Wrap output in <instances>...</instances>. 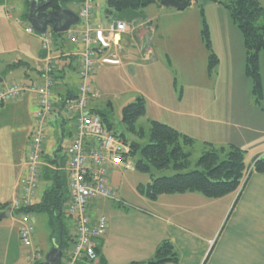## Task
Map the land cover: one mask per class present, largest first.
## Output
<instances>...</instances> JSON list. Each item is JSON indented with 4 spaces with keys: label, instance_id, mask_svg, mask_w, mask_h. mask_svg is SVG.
Masks as SVG:
<instances>
[{
    "label": "crops",
    "instance_id": "1",
    "mask_svg": "<svg viewBox=\"0 0 264 264\" xmlns=\"http://www.w3.org/2000/svg\"><path fill=\"white\" fill-rule=\"evenodd\" d=\"M76 3H79V11L82 2ZM93 4V19L95 6H98L94 19L96 20L101 18L100 8L102 4L95 3V0H93ZM191 4L192 2L189 6ZM158 6L156 8H161ZM7 9L5 7V17L11 20L14 11L10 10L11 13L9 14ZM78 11L75 13L77 14ZM22 17L26 20L27 12ZM113 20L123 19L115 18ZM151 22L148 18L141 21L136 19L132 22H126L128 29L120 36V50L116 51L111 48L103 51L101 55L98 54L95 67L98 69L105 65L121 66L127 61L145 64L154 59L159 60L161 52L156 51L154 45L160 43V47H162V39L167 37L166 35L169 33L166 30L161 31L158 38H156L158 31L156 28L151 36L149 34V30L152 28ZM17 24L22 25V21L19 20ZM27 24L29 23L26 21ZM186 28L189 27L183 24L174 29L173 35L175 38H182ZM162 33L164 35H161ZM37 37L35 42L39 43V47L33 52L27 46H19L15 41L16 39H12L14 44L11 46H5L4 43L0 44V77L2 78L0 89L13 83L26 84L29 81L30 84L40 81V68L44 52L41 50L40 39ZM60 40L62 45L57 48L60 49L61 54L54 57L63 59V64L58 66L55 63L52 87L54 110L53 115H50L47 120L43 140V155L50 156L58 147H61L59 153L64 156L60 166L62 167L65 162V147L70 143L75 133L74 116H72V119H67L62 113L66 111V101L74 97L78 86L76 84L73 89H69L66 81L73 74L78 83L80 81V59L78 56L80 43H72L66 37ZM52 43L55 44L53 37ZM111 54H115V59H110ZM101 59L103 60L101 61ZM104 59L106 60L104 61ZM17 62L19 63L18 66L12 69L7 68V66ZM135 69V67L132 68L133 77H136ZM211 77H209V80H212ZM193 86L196 88L195 96L192 95L186 101V107L183 108L177 106V104L166 105L163 102L153 100L156 111L153 112L149 109L147 98H144L146 108L144 118L161 121L190 136L194 139V150L197 147L202 151L206 143L212 144L217 149L220 147L226 148L232 144L245 150V153L248 154V158L245 159V161L247 160L245 164L248 162L246 166L251 163L256 155L264 157V117H262L264 115V87L262 88L263 100L258 103V106H253L251 100H248L247 114L243 118L237 117L239 118L237 121L240 122L236 123L229 119L235 118L232 117L234 104H230L234 101L232 97H227V103L224 102L222 106L216 103L215 94H211V99L203 100L199 98L198 79ZM92 89L93 96L89 100L91 110H93L91 102L99 97L93 86ZM202 89L211 92L215 90V84L209 83ZM134 91L145 97V92L137 87L134 88ZM178 104H181V99H178ZM35 110L36 95L29 91H23L14 100L0 103V203H10L13 198L19 197L21 193L22 181L26 174L24 161L34 126ZM256 118L258 119L257 122ZM249 123L259 125V129L257 126H250ZM236 127H241V129L234 131L233 129H236ZM64 137H68L65 147L62 146ZM42 161L43 166L52 167L44 159ZM125 170L121 166H111L108 176L114 173L122 174ZM41 196L42 194L36 191L35 202H38ZM141 198H143L142 205L131 207L132 219L134 220L133 227L122 228L123 226L117 223L118 218L126 220L129 213H115L116 220L112 219V216L107 217L106 232L96 242L98 258L92 264L144 263L153 258L156 247L163 239H167L173 244L177 256L176 262H167L166 264H264V174L250 173L241 188L238 187L236 190L218 198H210L199 192L161 194L155 200L147 199L143 195H141ZM102 199L106 202L109 201V199ZM97 209L94 200L89 205L88 214L93 210H95V214H89V216L96 218L102 215L101 210ZM117 212H120V210H117ZM43 216L42 213H31V220L35 225V229L47 223L46 217ZM7 219H10V223L5 225L7 228L5 232L6 247L9 249L6 253L12 261L15 259V252L11 247L19 240L18 230L21 227V222L20 217L18 215L14 216L13 212ZM170 229L174 233L170 232ZM34 237L33 234L32 242L37 248ZM123 240L131 242V245H128L131 248L129 253H126ZM117 254L123 262H116L111 259L112 256ZM83 264L91 263L86 262Z\"/></svg>",
    "mask_w": 264,
    "mask_h": 264
},
{
    "label": "rangeland",
    "instance_id": "2",
    "mask_svg": "<svg viewBox=\"0 0 264 264\" xmlns=\"http://www.w3.org/2000/svg\"><path fill=\"white\" fill-rule=\"evenodd\" d=\"M258 1L261 6L264 7V0ZM28 2L29 0H0V44L4 43L5 46H11L14 44L12 39H16L15 41L19 46H27L32 52L39 47V43L37 44V41L35 42L37 37L36 34L28 35L23 30V27L26 26V20L22 15L26 14L28 10ZM222 2H228V0H198L192 2L190 6L188 5L182 10H178L174 7L158 6L160 4H150L148 7L142 9L125 8L121 11L113 10L112 12H107L105 0H95V3L102 4L100 8L102 15L101 18L94 20L98 8V6H95L94 19L91 18V22L95 21V23H101V25L105 27L110 20L115 18H121L127 23L136 19L141 21L148 18V20L150 19L152 21V28L149 30L151 36L156 28L158 30L156 38H158L161 31L166 30L169 34L162 39V47H160V43L154 45V48L157 49L156 51L161 52L159 60L154 59L145 64L137 62H133V64L132 61H127L121 66L105 65L98 69L97 67H94V71L90 74L89 82L99 94V97L95 99L94 102H91V106L93 107L91 112L96 114L99 118L102 112H107V118L112 124L113 131L116 133L123 131L127 140L135 141L136 138L127 132L121 123L122 107L133 102L135 98L141 95L135 93L134 88L137 87L145 92V97L143 98H147L146 100L149 109L156 112L153 100L156 102H163L166 105L177 104V106H180L181 108L186 107V101L192 97V95L195 96L196 88L193 85L197 83L198 79V96L200 99H211V94H215L216 103H219L222 106L224 105V102H226L227 97H232V99H234L235 102L233 101L230 104H234L232 117L234 116L235 118L229 119L230 121L239 123L240 121H237L239 119L237 117L243 118L245 117V114H247V101L251 100L253 106H258V103L261 102L263 98L261 96L259 102H257L255 95L253 94L252 81L251 78L247 76L245 69V50L242 34L237 24L233 22L229 10L222 4ZM64 4L65 8L70 9L73 12L78 11L79 3H76V1H68ZM156 5L161 8H156ZM5 7L14 11V14L12 13L13 19L21 20L22 25L15 23L13 19H6L4 13ZM203 21L206 23L209 31L211 49L218 58L216 66L211 69L210 73L208 69V56L210 51L207 50L205 43L201 38ZM183 24L189 28L185 29L182 38H175L173 35L174 29ZM258 25L264 26V19H261L258 22ZM174 26L175 28L173 29ZM81 27V22L74 25V28L79 29ZM47 33L50 34V27H48ZM161 35L164 34L162 33ZM65 37L66 35L63 32L62 38L65 39ZM61 45L62 41L60 38H57L55 44H52L51 46L52 56H60L61 51L57 47ZM62 60L63 59L61 58H56V65L62 66ZM133 67L136 68V77H133L132 75ZM71 72L73 73V71ZM72 73L70 74L72 75ZM259 73L261 86L263 88L264 51L259 52ZM74 76L75 75L73 74L67 78L66 84L69 89H73V86L78 84L77 78ZM210 76H212V80H209ZM6 80L7 79L5 78V81ZM70 82L72 83L70 84ZM209 83L215 84V90L207 92L202 89V87H206ZM26 84H29V81H27ZM58 84L59 82L57 85ZM178 99H181V104H178ZM50 100L52 102V96ZM108 104L110 105L108 106ZM107 110H109L110 113H108ZM62 114L67 119H72V116H74V114H71L68 111L63 112ZM262 117H264V115ZM147 119L148 118H140L137 121V125L143 127L145 134L144 138L137 139V142L141 145L148 142L149 125ZM257 121L258 119L256 118V122ZM249 125L252 127L257 126L259 129V125L253 123H249ZM217 126L219 127V125ZM240 129L241 127H236V129L233 130ZM49 136H51V134H49ZM67 140L68 137H64L62 141L63 147L67 145ZM201 153L202 151L197 147L192 151L190 156V169L194 168V164ZM53 155L54 153L52 152L48 157L53 158ZM59 155H61V153H59ZM247 155L248 154L245 153L244 160L248 158ZM137 158H139L138 152L133 157H129L133 163ZM152 173L153 176H161L171 175L173 174V171L167 169L162 171H152ZM108 179L110 187L115 193V198L108 202L102 198H98L95 200L96 208L101 210L102 215L106 218L112 216V219L115 220V213H129L127 214L129 216L126 217V220L118 218L117 223L118 225L120 224V226H123L122 228H128V226L133 227L134 220L132 219L133 212L131 207L134 205H142L141 201H143V198H141V194L137 192L136 187L139 183L145 184L149 182L151 180L150 173L141 172L133 168L131 171L125 170L122 174H111L108 176ZM47 186H49V182L41 179L38 181V190L36 189V191H38L39 194H42ZM117 210H120V212H117ZM89 214L94 215L95 210ZM13 215H18V217H20L21 212L15 210L13 211ZM42 215H44V218L46 217L47 221V215L45 213H42ZM62 218L65 227L67 228V233L72 235L74 233L72 229L73 217L69 216L66 207L63 209ZM8 223H10V219L5 218L0 220V264H34L35 259H31L30 255L34 249L37 250L41 261H43L50 249L53 248V246H56V239L51 241L49 238L50 230L48 228V223L39 228L36 227V229L34 225L33 234L35 235L34 238L37 248L33 245V242L31 246L25 247L21 244L20 240H17L11 247L13 252H15V259L11 261L6 253L9 249L6 247L7 238L5 232L7 231V228L5 225ZM20 226H22V224H20ZM171 230L172 229H170V232L174 233V231ZM123 243L125 244L124 247L126 248V253H129L131 248L128 245H131V242L123 240ZM67 254L68 252L65 250L60 260L61 264L65 262ZM118 254H120V252H118ZM118 254L112 256L111 259L116 262H123L120 260L121 258L118 257Z\"/></svg>",
    "mask_w": 264,
    "mask_h": 264
},
{
    "label": "trees",
    "instance_id": "3",
    "mask_svg": "<svg viewBox=\"0 0 264 264\" xmlns=\"http://www.w3.org/2000/svg\"><path fill=\"white\" fill-rule=\"evenodd\" d=\"M68 1L83 2V0H46V5L42 9L59 10ZM159 1L105 0L107 12L121 11L125 8L142 9L153 3L159 4ZM175 1L181 2L183 0ZM222 4L229 10L233 22L237 24L242 34L246 74L251 78L252 91L257 102H259L262 96L259 52L264 51V26L258 25V22L264 19V7L261 6L258 0H228V2H222ZM50 35L53 37L54 42L57 38H62V33L50 32ZM201 38L207 50L210 51L208 56L210 73L211 69L216 66L218 58L211 49L209 31L204 21ZM18 65V62L13 63L7 68L12 69ZM108 113H110L109 110ZM145 115V99L142 96L135 98L133 102L122 107L121 123L126 131L136 138L135 141L127 140L123 131L119 133L113 131L112 124L107 118V112H102L100 118L113 134L129 144L130 153L126 155L127 158L133 157L137 152L139 153V158L134 163L132 160L131 162L133 168L150 173L151 180L145 184L139 183L136 187L137 192L147 199L155 200L161 194L182 192H199L210 198H218L244 185L247 179H243L246 169L250 168V173L264 174V157L256 155L251 163L246 166L245 151L232 144L226 148L217 149L212 144L206 143L201 155L194 164V168L190 169V156L194 147V139L158 120L147 119L149 125L148 142L141 145L137 142V139L144 138L145 134L143 127L137 125V121L144 118ZM131 143L137 144L139 147L135 148ZM60 151L61 147H58L53 158L42 155V160L44 159L46 163L59 168L64 158L63 155H59ZM167 169H171L173 174L153 176L152 171ZM39 179L49 182V186L43 191L38 202L22 210H28L31 213L41 212L47 215L50 230L49 238L51 241L56 239L55 245L61 244L63 254L65 250L69 251L74 240V233L72 235L67 233L62 218L63 209L69 200L67 177L62 169H52L42 165ZM8 207H10V203H0V212ZM95 250H97V247H95ZM176 260L177 256L173 244L168 240H163L156 247L153 258L140 264H166L167 262H176ZM40 262L38 258L34 261V264ZM132 264L139 263L134 262Z\"/></svg>",
    "mask_w": 264,
    "mask_h": 264
},
{
    "label": "built area",
    "instance_id": "4",
    "mask_svg": "<svg viewBox=\"0 0 264 264\" xmlns=\"http://www.w3.org/2000/svg\"><path fill=\"white\" fill-rule=\"evenodd\" d=\"M93 5V0H83L78 12V22L82 23V27L78 29L71 26L65 32L66 39L72 43L79 42L81 48L78 50L80 81L74 97L65 103L66 111L74 114L75 134L65 147L63 166L51 167L62 169L66 174L69 196L66 209L69 216L73 217L74 240L63 264L96 262V242L106 232L107 218L104 215L96 218L89 216V205L98 198H115L108 179L111 166H121L126 170L133 168L131 160L126 156L130 153L129 144L113 134L89 108V100L93 96L89 77L98 61L97 55L111 48L119 51L120 36L127 31L128 25L123 20L109 21L105 27L100 23L91 22ZM7 12L11 13L9 9ZM15 22L19 23V20L16 19ZM24 31L28 34L35 33L41 41V50L44 52L40 68L41 79L28 85L13 83L5 86L0 89V103L16 99L23 91L36 95L34 126L24 161L26 174L19 197L10 202L11 211L21 212L19 240L23 246L29 247L32 245L34 225L31 212L22 209H27L35 203V192L43 165V140L47 120L54 110L50 99L56 58L51 55L53 43L50 34L37 33L30 24L24 27ZM110 59H115V54H111ZM249 174L250 168L245 170L243 179ZM30 255L31 259L35 260L40 257L36 249Z\"/></svg>",
    "mask_w": 264,
    "mask_h": 264
},
{
    "label": "water",
    "instance_id": "5",
    "mask_svg": "<svg viewBox=\"0 0 264 264\" xmlns=\"http://www.w3.org/2000/svg\"><path fill=\"white\" fill-rule=\"evenodd\" d=\"M198 0H183L181 2L175 0H160L159 4L165 7H174L182 10L187 7L188 3L196 2ZM46 0H29V7L27 10L26 21L31 25L33 30L37 33L43 34L47 32L48 27L50 31L55 34H61L67 31L71 26L78 22V15L70 9L61 7L59 10H43ZM2 78L0 77V82ZM132 146L138 148L137 144L131 143ZM11 215V208L8 207L0 212V220L7 219ZM61 244H58L50 249L43 261L39 264H60L62 257Z\"/></svg>",
    "mask_w": 264,
    "mask_h": 264
},
{
    "label": "bare ground",
    "instance_id": "6",
    "mask_svg": "<svg viewBox=\"0 0 264 264\" xmlns=\"http://www.w3.org/2000/svg\"><path fill=\"white\" fill-rule=\"evenodd\" d=\"M115 39L117 40V39H118V37L116 36V37H115Z\"/></svg>",
    "mask_w": 264,
    "mask_h": 264
}]
</instances>
